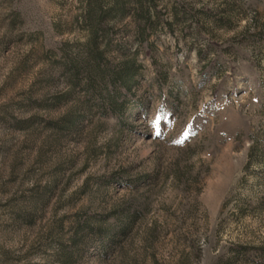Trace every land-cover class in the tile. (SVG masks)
Instances as JSON below:
<instances>
[{"label":"rangeland","instance_id":"1","mask_svg":"<svg viewBox=\"0 0 264 264\" xmlns=\"http://www.w3.org/2000/svg\"><path fill=\"white\" fill-rule=\"evenodd\" d=\"M0 264H264V0H0Z\"/></svg>","mask_w":264,"mask_h":264}]
</instances>
